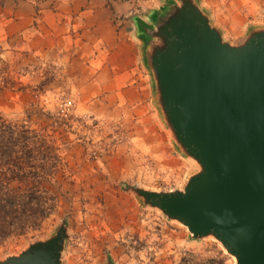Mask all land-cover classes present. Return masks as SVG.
<instances>
[{"label":"rangeland","instance_id":"1","mask_svg":"<svg viewBox=\"0 0 264 264\" xmlns=\"http://www.w3.org/2000/svg\"><path fill=\"white\" fill-rule=\"evenodd\" d=\"M22 1L32 0H0L2 57L23 86L0 87V113L49 140L59 158L54 175L39 179L50 197H33L50 209L34 226L2 240L0 258L63 225L61 264H234L214 238L191 239L182 224L127 189L179 188L197 168L174 144L153 94L140 101L133 90L112 89L107 62L100 63L105 55L94 58L80 42L57 44L59 57L22 49L33 30L9 33L6 26L24 12L17 8ZM161 1L135 0L127 18L146 16ZM198 2L232 42L264 25V0Z\"/></svg>","mask_w":264,"mask_h":264},{"label":"water","instance_id":"2","mask_svg":"<svg viewBox=\"0 0 264 264\" xmlns=\"http://www.w3.org/2000/svg\"><path fill=\"white\" fill-rule=\"evenodd\" d=\"M153 101L196 170L183 185H127L143 205L214 238L234 264H264V25L225 39L198 0H162L132 16ZM63 225L0 264H61Z\"/></svg>","mask_w":264,"mask_h":264},{"label":"crops","instance_id":"3","mask_svg":"<svg viewBox=\"0 0 264 264\" xmlns=\"http://www.w3.org/2000/svg\"><path fill=\"white\" fill-rule=\"evenodd\" d=\"M134 4L135 0L22 1L17 2V8L24 12L16 13L6 26L9 33L31 28L33 32L24 35L22 49L39 56L59 57L62 50L56 45L64 41L70 43V48L82 43L94 58L105 55L100 63L107 62L104 67L112 89L133 90L140 101H151V83L143 60L144 42L132 17L133 25L127 18Z\"/></svg>","mask_w":264,"mask_h":264},{"label":"trees","instance_id":"4","mask_svg":"<svg viewBox=\"0 0 264 264\" xmlns=\"http://www.w3.org/2000/svg\"><path fill=\"white\" fill-rule=\"evenodd\" d=\"M1 50L0 47V87L18 84L22 88ZM39 136L35 130L11 122L0 113V242L34 226L51 207L33 199L50 197L39 179L43 174L54 175V163L59 158L56 147Z\"/></svg>","mask_w":264,"mask_h":264}]
</instances>
